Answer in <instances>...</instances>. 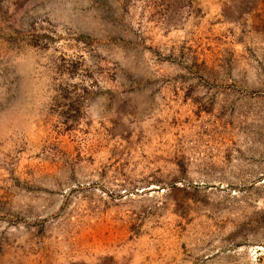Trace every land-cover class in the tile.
<instances>
[{"label":"rangeland","instance_id":"374dc122","mask_svg":"<svg viewBox=\"0 0 264 264\" xmlns=\"http://www.w3.org/2000/svg\"><path fill=\"white\" fill-rule=\"evenodd\" d=\"M0 264H264V0H0Z\"/></svg>","mask_w":264,"mask_h":264},{"label":"bare ground","instance_id":"6f19581e","mask_svg":"<svg viewBox=\"0 0 264 264\" xmlns=\"http://www.w3.org/2000/svg\"><path fill=\"white\" fill-rule=\"evenodd\" d=\"M185 115V114H184ZM171 119V118H170ZM185 119V118H184ZM169 123V122H168ZM171 124V123H170Z\"/></svg>","mask_w":264,"mask_h":264}]
</instances>
